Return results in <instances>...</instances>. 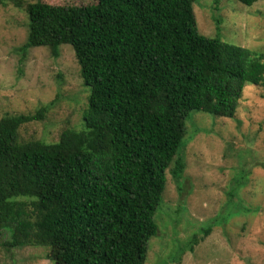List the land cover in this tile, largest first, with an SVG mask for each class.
Here are the masks:
<instances>
[{"label": "trees", "instance_id": "trees-1", "mask_svg": "<svg viewBox=\"0 0 264 264\" xmlns=\"http://www.w3.org/2000/svg\"><path fill=\"white\" fill-rule=\"evenodd\" d=\"M195 1L26 3L20 49L70 45L87 106L84 128L52 143L18 136L48 105L0 117V244L48 247L55 264H144L167 170L180 188L189 112L234 118L244 86L264 87V55L199 34Z\"/></svg>", "mask_w": 264, "mask_h": 264}, {"label": "rangeland", "instance_id": "rangeland-1", "mask_svg": "<svg viewBox=\"0 0 264 264\" xmlns=\"http://www.w3.org/2000/svg\"><path fill=\"white\" fill-rule=\"evenodd\" d=\"M30 1L0 0V117L32 114L48 105L42 118L19 127L18 136L52 143L66 127L84 128L88 89L70 45L61 44L57 57L48 46L20 49ZM193 12L199 34L264 55V0L251 5L197 0ZM185 127L180 188L167 170L163 201L154 214L158 233L148 240L144 264H264V87L244 86L234 118L191 111ZM194 234L197 242L191 243ZM8 237L3 230L1 240ZM47 251L45 246L0 244V264H55Z\"/></svg>", "mask_w": 264, "mask_h": 264}]
</instances>
